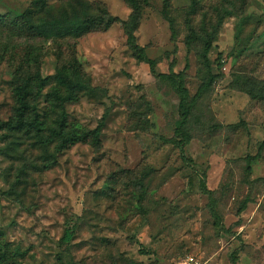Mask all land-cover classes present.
I'll list each match as a JSON object with an SVG mask.
<instances>
[{
	"label": "rangeland",
	"instance_id": "rangeland-1",
	"mask_svg": "<svg viewBox=\"0 0 264 264\" xmlns=\"http://www.w3.org/2000/svg\"><path fill=\"white\" fill-rule=\"evenodd\" d=\"M35 1L0 0V121L14 114L13 63L26 43L43 49L41 73L51 80L62 45L91 82L92 92L66 105L71 127L89 136L53 159L0 132V253L19 250L13 264H181L191 256L198 264H264V100L236 82H264V0H149L141 8L138 44L157 73L184 72L194 101L184 153L168 142L179 97L137 60L122 23L29 40L14 24ZM71 1L47 6L55 17L81 13ZM85 1L121 21L132 13L125 0ZM167 2L176 38L162 14ZM190 26L198 38L189 49Z\"/></svg>",
	"mask_w": 264,
	"mask_h": 264
},
{
	"label": "trees",
	"instance_id": "trees-1",
	"mask_svg": "<svg viewBox=\"0 0 264 264\" xmlns=\"http://www.w3.org/2000/svg\"><path fill=\"white\" fill-rule=\"evenodd\" d=\"M48 0H36L34 10H29L25 15L16 21L14 27L23 37L32 40L35 37L47 39H64L68 37L77 38L92 30H109L115 23L121 22L127 36L129 45L134 56L140 62L148 63L151 72L156 77L169 84L179 97V119L177 121L176 137L170 143L177 146L182 153L186 145L191 141L190 116L193 103L188 89L185 87L184 72L176 74H160L156 71V61L148 58L145 48L137 42L136 32L141 22V8L149 4V0H125L132 10L128 20L121 21L118 17L112 16L105 8L95 7L85 0H79L82 5V12L62 11L60 17L52 15L51 8L47 6ZM74 0L70 3L72 4ZM169 2L162 11L164 18L169 22L172 36L176 38L177 31L175 20L170 14ZM45 14L44 16H39ZM52 15V16H51ZM191 35L186 38V45L190 49L197 40L198 35L190 26ZM34 37V38H33ZM212 37H206L202 42L200 56L207 65L208 55L212 49ZM62 45L58 48L59 66L53 79L43 77L41 73V58L43 49L34 43L27 42L22 54L13 63L14 77L12 80V98L14 101V114L8 121H0V132L10 133L11 137H19L22 142L18 147H24L25 141H31L32 151L40 148L46 156L56 158L62 150L78 142L87 141L88 133L81 129L71 127L68 122L66 105L77 101L88 92H92L90 79L85 74L78 59L71 54L64 57ZM218 65L223 66L222 57H219ZM237 83L241 82L243 88L254 100H264V82L257 81L242 75H237ZM211 82H205L201 92L211 86ZM45 94V106L40 108V98ZM99 129L93 131L95 138H98ZM9 137V139L11 138ZM54 146V152L51 148ZM184 156V154H183ZM206 192L205 184L202 183ZM73 233L67 231L64 240L70 242ZM5 252L0 253L1 264H13L16 257L21 255L19 250H12L4 246Z\"/></svg>",
	"mask_w": 264,
	"mask_h": 264
},
{
	"label": "built area",
	"instance_id": "built-area-1",
	"mask_svg": "<svg viewBox=\"0 0 264 264\" xmlns=\"http://www.w3.org/2000/svg\"><path fill=\"white\" fill-rule=\"evenodd\" d=\"M181 264H198L194 257H187Z\"/></svg>",
	"mask_w": 264,
	"mask_h": 264
}]
</instances>
